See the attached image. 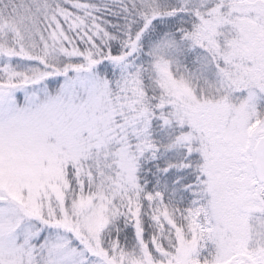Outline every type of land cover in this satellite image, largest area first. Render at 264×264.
Masks as SVG:
<instances>
[{
  "label": "snow or ice",
  "instance_id": "6c2138e0",
  "mask_svg": "<svg viewBox=\"0 0 264 264\" xmlns=\"http://www.w3.org/2000/svg\"><path fill=\"white\" fill-rule=\"evenodd\" d=\"M0 264H264V0H0Z\"/></svg>",
  "mask_w": 264,
  "mask_h": 264
}]
</instances>
